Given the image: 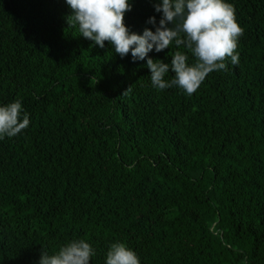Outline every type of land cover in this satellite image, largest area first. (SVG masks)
<instances>
[{"label": "trees", "instance_id": "16d2710c", "mask_svg": "<svg viewBox=\"0 0 264 264\" xmlns=\"http://www.w3.org/2000/svg\"><path fill=\"white\" fill-rule=\"evenodd\" d=\"M154 2L125 23L152 27ZM228 2L240 61L189 96L92 47L65 0H0V104L22 100L31 120L0 140V264L80 238L92 264L117 241L142 264H264V0Z\"/></svg>", "mask_w": 264, "mask_h": 264}, {"label": "clouds", "instance_id": "9594fccd", "mask_svg": "<svg viewBox=\"0 0 264 264\" xmlns=\"http://www.w3.org/2000/svg\"><path fill=\"white\" fill-rule=\"evenodd\" d=\"M71 10L68 22L78 25L81 36L92 47L105 48V42L121 59L131 56L133 63L146 60L152 86L160 91L178 87L191 96L213 72L227 70L230 61H240L237 51L244 29L236 19L235 7L228 0H155L160 14L148 18L142 34L125 23L134 0H65ZM154 29V30H153ZM173 45L187 51H176L171 62L154 59L150 53H162ZM195 62L189 64V55ZM172 79H166L169 73ZM130 89V88H129ZM128 89V90H129ZM127 90V91H128ZM126 91V92H127ZM125 92V93H126ZM30 113L22 100L0 104V140L13 138L30 125ZM97 251L87 240L72 239L50 253L43 248L38 264H92ZM105 264H142L137 251L123 242L112 243Z\"/></svg>", "mask_w": 264, "mask_h": 264}]
</instances>
